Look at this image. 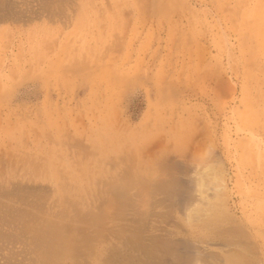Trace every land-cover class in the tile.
<instances>
[{
    "label": "rangeland",
    "instance_id": "374dc122",
    "mask_svg": "<svg viewBox=\"0 0 264 264\" xmlns=\"http://www.w3.org/2000/svg\"><path fill=\"white\" fill-rule=\"evenodd\" d=\"M263 37L264 0H0V264H264Z\"/></svg>",
    "mask_w": 264,
    "mask_h": 264
},
{
    "label": "bare ground",
    "instance_id": "6f19581e",
    "mask_svg": "<svg viewBox=\"0 0 264 264\" xmlns=\"http://www.w3.org/2000/svg\"><path fill=\"white\" fill-rule=\"evenodd\" d=\"M264 38V37H263ZM207 177V176H205ZM204 180V179H203ZM80 183V181H79ZM203 183V181H202ZM201 183V184H202ZM205 184V183H204ZM203 185V184H202ZM201 185L202 188H204ZM209 185V184H207ZM66 188L67 185H65ZM60 187V186H59ZM71 187V186H70ZM65 188V187H64ZM65 188V189H66ZM79 188V187H78ZM74 189V188H73ZM122 189V188H121ZM124 189V187H123ZM62 190V188H61ZM68 190V189H67ZM66 190V191H67ZM31 191V190H30ZM65 191V190H64ZM76 191V190H74ZM141 191V190H140ZM23 192V191H22ZM69 192V191H67ZM63 193V192H62ZM5 195V194H4ZM1 196V193H0ZM26 198V197H25ZM37 198V197H36ZM28 199V198H27ZM1 200V199H0ZM196 207V206H195ZM194 207V208H195ZM199 207V205H198ZM196 207V208H198ZM200 208V207H199ZM1 210V209H0ZM19 211V210H17ZM22 210L20 212H18L16 214V216H14L12 218L13 219H18L20 216H26L27 215V211ZM198 211V209H197ZM10 213V212H9ZM6 214V213H5ZM14 214V213H12ZM198 215V214H196ZM195 215V216H196ZM201 215V214H200ZM24 216V217H25ZM189 216H194V215H189ZM194 216V217H195ZM30 219V218H29ZM54 219V218H53ZM52 218H47L43 220V224L42 226L39 227L38 233L36 234L34 241L41 244V243H45L44 246V250H42L41 255L44 256V258L46 257L48 259V256L54 255V256H61L64 253H69V254H73V255H78L80 256V253H82V248L84 247L85 252L86 253H90L93 250V246L91 245V241L90 239L86 236V235H82V239L79 241H75L67 232V230H65L63 227V225H60L59 222L53 220ZM92 220H94V218H92ZM3 218L0 217V225L3 222ZM14 222V221H13ZM19 222V221H18ZM160 236V235H159ZM34 237V236H33ZM44 240V241H42ZM42 241V242H41ZM168 245V244H167ZM169 248V247H167ZM170 249V248H169ZM43 258V257H42ZM43 258V259H44ZM111 260V258L109 259ZM108 260V263H109ZM248 258L244 257V256H238V255H233L230 258H228V262L229 264H245L247 263ZM156 262V261H155ZM157 263V262H156ZM155 263V264H156ZM158 264V263H157ZM199 264V263H197Z\"/></svg>",
    "mask_w": 264,
    "mask_h": 264
}]
</instances>
